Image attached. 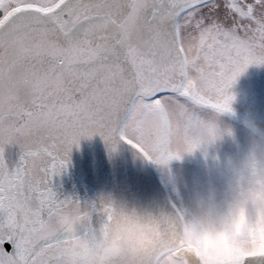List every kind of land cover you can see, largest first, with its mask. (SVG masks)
<instances>
[{"label":"snow or ice","instance_id":"obj_1","mask_svg":"<svg viewBox=\"0 0 264 264\" xmlns=\"http://www.w3.org/2000/svg\"><path fill=\"white\" fill-rule=\"evenodd\" d=\"M251 65L264 0H0V264H78L114 209L58 191L73 149L99 135L160 167L207 155L210 110H231Z\"/></svg>","mask_w":264,"mask_h":264},{"label":"clouds","instance_id":"obj_2","mask_svg":"<svg viewBox=\"0 0 264 264\" xmlns=\"http://www.w3.org/2000/svg\"><path fill=\"white\" fill-rule=\"evenodd\" d=\"M224 112L211 116L216 137L206 156L215 173L208 182L196 188L173 182L163 203L101 194L113 206L112 219L76 246L78 264H264V130L254 126L249 146L237 155L210 152L234 138ZM168 165L161 170L170 172Z\"/></svg>","mask_w":264,"mask_h":264},{"label":"water","instance_id":"obj_3","mask_svg":"<svg viewBox=\"0 0 264 264\" xmlns=\"http://www.w3.org/2000/svg\"><path fill=\"white\" fill-rule=\"evenodd\" d=\"M18 147H9V162L18 159ZM55 185L63 195L92 200L104 193H114L140 202H166L169 195L151 161L144 158L126 142L115 152L103 138H83L75 147L68 168L55 178ZM6 248L11 250L10 245ZM248 264H252L251 259Z\"/></svg>","mask_w":264,"mask_h":264},{"label":"rangeland","instance_id":"obj_4","mask_svg":"<svg viewBox=\"0 0 264 264\" xmlns=\"http://www.w3.org/2000/svg\"><path fill=\"white\" fill-rule=\"evenodd\" d=\"M235 98L232 101L233 111L224 112L221 120L231 125L234 138L229 136L210 149L219 151L221 156L237 155L246 150L250 144L253 127L264 130V66L251 65L243 73L232 88ZM210 110V115H215ZM162 181L171 193L173 182L183 187L186 181L190 188L200 187L208 182L215 173V165L210 156H206L203 149L193 153H186L182 159H173L168 167L171 170L162 171L154 162Z\"/></svg>","mask_w":264,"mask_h":264}]
</instances>
